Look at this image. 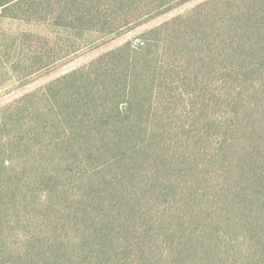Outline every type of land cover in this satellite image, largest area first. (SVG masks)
Returning <instances> with one entry per match:
<instances>
[{"label":"rangeland","instance_id":"obj_1","mask_svg":"<svg viewBox=\"0 0 264 264\" xmlns=\"http://www.w3.org/2000/svg\"><path fill=\"white\" fill-rule=\"evenodd\" d=\"M0 264H264V0H2Z\"/></svg>","mask_w":264,"mask_h":264},{"label":"trees","instance_id":"obj_2","mask_svg":"<svg viewBox=\"0 0 264 264\" xmlns=\"http://www.w3.org/2000/svg\"><path fill=\"white\" fill-rule=\"evenodd\" d=\"M8 1V0H7ZM3 3H2V0H0V5H2Z\"/></svg>","mask_w":264,"mask_h":264}]
</instances>
